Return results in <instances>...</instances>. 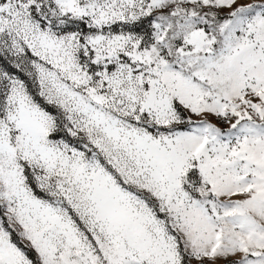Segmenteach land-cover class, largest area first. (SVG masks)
<instances>
[{
	"label": "snow or ice",
	"instance_id": "6c2138e0",
	"mask_svg": "<svg viewBox=\"0 0 264 264\" xmlns=\"http://www.w3.org/2000/svg\"><path fill=\"white\" fill-rule=\"evenodd\" d=\"M0 264H264V0H0Z\"/></svg>",
	"mask_w": 264,
	"mask_h": 264
}]
</instances>
